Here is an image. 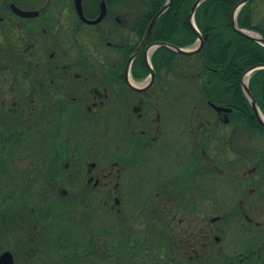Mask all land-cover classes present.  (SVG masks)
<instances>
[{"label": "flooded vegetation", "instance_id": "1", "mask_svg": "<svg viewBox=\"0 0 264 264\" xmlns=\"http://www.w3.org/2000/svg\"><path fill=\"white\" fill-rule=\"evenodd\" d=\"M81 3L87 21L102 3L105 16L84 22L74 0H0V157H30L36 174H51V157H61L55 191L78 195L82 224L97 230L107 216L118 235L138 232L146 256L156 248L175 264L218 253L264 258V150L233 142L264 131L246 134L229 122L231 111L215 112L230 152L215 157L212 109L192 107L206 121L181 128L179 107L165 105L161 84L153 88L155 73L149 85L155 42L142 44L138 33L158 11L149 19L143 0ZM212 205L221 217L202 212Z\"/></svg>", "mask_w": 264, "mask_h": 264}, {"label": "trees", "instance_id": "2", "mask_svg": "<svg viewBox=\"0 0 264 264\" xmlns=\"http://www.w3.org/2000/svg\"><path fill=\"white\" fill-rule=\"evenodd\" d=\"M143 1L148 2L145 9L150 12L149 19L165 3V0ZM195 1L171 0L169 8L157 19L149 33L150 42L180 49L193 47L199 36L202 39L201 48L193 54L176 53L167 47L156 48L151 55L155 73L153 88L157 89L161 84L166 91L165 105L179 107L181 128L204 123L205 118H197V115L203 116L204 113L191 108H209L208 104L212 103L231 109L229 122L239 124L238 130L241 132H263L240 86L244 72L254 66L264 65V47L238 34L232 27L231 12L242 0H206L201 3L193 18L196 31L188 18ZM259 2L264 4V0H248L242 5L236 16V24L264 37V22L256 23L255 20L258 16L255 8ZM145 29L146 26L138 33L139 38ZM248 88L264 115V69L251 74ZM211 112L216 116L214 111ZM216 128L213 122V132ZM182 137L188 138L187 135ZM201 147L207 149L206 144ZM29 159L19 157L18 160L26 162L25 168H29ZM51 159L55 172L36 174L31 172V167L28 172L23 167H19V170L15 166L18 161L16 157H0V243L7 244L15 252L12 240L16 232L14 226L24 225V230H27L25 236L32 237V240L26 241L29 250H35L27 257L29 260L32 258L28 264H42L43 256L41 258L37 252L39 249H51L54 252L52 256H45L48 264H175L171 258H160L156 248L149 250L147 256L144 249H140L138 255L130 251L129 263L123 262L121 248L127 239L115 232L107 216L95 230L86 222L82 224L77 194L67 198L55 196L61 157ZM15 205L17 207L13 210ZM28 207L33 208L32 221L25 219L23 214L20 216ZM16 216L20 219H16ZM31 226L43 229V240L40 235L36 238L33 236L35 234L32 231L36 233V230H32ZM150 251L154 253L150 254ZM255 259L243 257L242 262H238L235 258H225L218 253L213 255L209 263L204 264H263L264 258Z\"/></svg>", "mask_w": 264, "mask_h": 264}, {"label": "rangeland", "instance_id": "3", "mask_svg": "<svg viewBox=\"0 0 264 264\" xmlns=\"http://www.w3.org/2000/svg\"><path fill=\"white\" fill-rule=\"evenodd\" d=\"M255 9L258 12V14H257L258 16L255 17L256 23L264 22V4L259 2ZM250 76H251V74H250ZM250 76H248V77H250ZM184 93L187 95L186 91H184ZM207 117L212 122L215 121V116H213L212 114H208ZM227 130H228V127H221V130L218 129V131H217V129H216L213 132V139H212L213 143H212L211 147H209V150L211 151V153L213 155H215V157H222L224 154H226V153L229 154L230 153V152H227L228 150L225 147H223L222 144H221V139L224 136L223 133L226 132ZM233 140H234L233 142L235 143V148L236 149H242L243 148L245 150V152L249 151L250 153H252L253 150H256L258 147H261V149L264 150V137L263 136L261 137V139H259L257 141L252 140V139L247 141L243 137H237L236 135H234ZM230 144H231V142H230ZM187 149H188L187 147H183L182 148V154H188L190 152V148L188 150ZM208 153H210V152L208 151ZM31 159L32 158H30L29 160H31ZM91 161H93V160L90 159L89 162H91ZM25 164H27V163L26 162H21L20 165H21V167H23L25 169V166H26ZM53 168H54V166L52 167V171L54 170ZM53 172H55V171H53ZM57 184H58V181H57ZM23 186L25 187L24 184H23ZM55 186L58 189H60L62 187L60 184L55 185ZM44 195H45V193H44ZM55 196H58L60 198H64V197L61 196V194L58 191L56 192ZM19 202H21V200H19ZM26 203L27 204H33L34 202H32V203L31 202H26ZM16 207H17V205L13 206V210L16 209ZM32 209H33L32 207H28L27 210H25V213L22 212L20 214V216L23 214V217L25 219H28V221H30L31 219H33ZM202 212L204 214H207L208 217L209 216L212 217V218L216 217V216H220L221 217V211L219 209H217V207L215 208L213 205L211 206L210 210H202ZM4 214L9 215V213H7V212H4ZM262 215H264V214H262ZM16 219H20V217L17 218V216H16ZM1 224H3V222H1ZM32 226H31V229L32 230H36V233H34V231H32L33 234H35V235H33L32 233L31 234L33 236H35V238L38 237V235H40L41 240H43V229L41 227L32 228ZM219 227H221V225L218 222L217 225L214 226L213 228H219ZM14 230L16 232H14L12 240L14 241L13 250L15 252H12L9 249V247H7V244L1 242L0 243V253H2L4 251H9L13 255L15 264H28V262L32 258L29 260V258H27V257L30 256L31 252H34L35 250L34 251H30L29 250V245L26 243V241L27 240L30 241V239L32 237H30L28 235L25 236V233H26L27 230H24V225H19V226L15 225L14 226ZM219 231H218V233L220 235H218V236L221 237V232H219ZM29 232H31V231H29ZM134 233L129 232L128 236L130 237V239L128 238L127 240H125L124 245H123V247H125V249L123 247H122L123 249L121 248V254H122L121 255V259H122L123 262L129 263L128 255H129L130 251H135V253L138 255V251L143 248V247L141 248L142 241H141L140 236H138V232L135 233V234ZM0 238H1V235H0ZM136 243H139V244H136ZM40 251L41 250L39 249L37 252L39 253ZM53 253L54 252L51 249L50 250L45 249L44 251H41L39 255L41 256V258L43 256L42 264H48L47 260L45 259V256H52ZM152 253H154V252L150 251V254H152ZM136 260H138V257H137Z\"/></svg>", "mask_w": 264, "mask_h": 264}, {"label": "water", "instance_id": "4", "mask_svg": "<svg viewBox=\"0 0 264 264\" xmlns=\"http://www.w3.org/2000/svg\"><path fill=\"white\" fill-rule=\"evenodd\" d=\"M204 1L206 0H197L194 2V4L192 5L190 11H189V21L190 23L193 25V16H194V12L196 10V8L201 4L203 3ZM248 0H242L234 9L233 11L231 12V24H232V27L234 28V30L242 35L243 37L245 38H248L256 43H259L260 45L264 46V38H262L258 33L254 32V31H251V30H245V29H241L237 26L236 24V13L238 11V9L247 2ZM171 3V0H166L165 4L163 5V7L160 9V11L156 14V16L152 19V21L150 22L149 26L147 27L146 31H145V34L143 36V41H142V44L145 42V40L147 39L148 37V34L152 28V26L154 25L155 21L158 19V17L163 14L169 7ZM74 4H75V8H76V11L78 13V15L80 16V18L86 22V23H89V24H96L98 22H100L102 20V18L105 16V12H106V8L104 6V3L101 4L100 6V14L99 16L93 20V21H87L83 14H82V7H81V0H74ZM12 9L14 12L18 13V14H22L24 16H32L33 14H24V13H21L18 9H16L13 5H12ZM142 44L140 45V47L136 50V52H134L132 54V56H130L129 58V64L130 62L137 56L138 52L140 51L141 49V46ZM156 47H167L169 49H171L172 51L176 52V53H182V54H190V53H194V52H197L201 46H202V39L199 37V40H198V43L196 45L195 48H193L192 50H183V49H179V48H175V47H171V46H167L166 44L164 43H155L154 44ZM264 68V65H259V66H255V67H252L250 68L248 71H246L242 77H241V87H242V90L244 92V95L245 97L248 99L250 105H251V108L252 110L254 111V114L256 116V118L258 119V121L261 123V125L264 127V121L261 119L260 115H259V111H258V108L256 106V102L255 100L253 99L251 93L249 92L248 90V87L245 83H243V77L252 72V71H255V70H258V69H263ZM153 77H154V73L152 71V69L150 68V81H149V85L152 83L153 81ZM210 106L212 107V109L214 111H216L217 113H228L230 110L229 109H226V108H222V107H218V106H215L213 104H210ZM0 264H14V261H13V257H12V254L9 252V251H5L3 253L0 254Z\"/></svg>", "mask_w": 264, "mask_h": 264}, {"label": "bare ground", "instance_id": "5", "mask_svg": "<svg viewBox=\"0 0 264 264\" xmlns=\"http://www.w3.org/2000/svg\"><path fill=\"white\" fill-rule=\"evenodd\" d=\"M248 76H249V74H246L244 77H243V81L246 83L247 82V80H248Z\"/></svg>", "mask_w": 264, "mask_h": 264}]
</instances>
